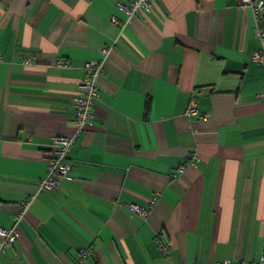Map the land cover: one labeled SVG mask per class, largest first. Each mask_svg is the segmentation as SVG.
Here are the masks:
<instances>
[{
  "label": "crops",
  "instance_id": "crops-1",
  "mask_svg": "<svg viewBox=\"0 0 264 264\" xmlns=\"http://www.w3.org/2000/svg\"><path fill=\"white\" fill-rule=\"evenodd\" d=\"M131 1L0 0V228L32 198L0 264H237L264 252V62L253 58L264 9L152 0L127 19L116 4ZM109 46L72 179L38 191L52 138L73 134L84 63ZM192 103L205 119L182 115ZM152 201L146 217L131 209Z\"/></svg>",
  "mask_w": 264,
  "mask_h": 264
},
{
  "label": "built area",
  "instance_id": "built-area-1",
  "mask_svg": "<svg viewBox=\"0 0 264 264\" xmlns=\"http://www.w3.org/2000/svg\"><path fill=\"white\" fill-rule=\"evenodd\" d=\"M239 4L247 5L251 8L255 18H259L262 10L264 9L263 0H237ZM152 0H132L127 6L120 3L116 4V7L122 11L126 18L137 15L138 13H145L151 8ZM126 19V20H127ZM112 21L116 24L119 23L116 17H112ZM126 22V21H125ZM259 37L264 36V31L257 30ZM112 52L111 46L104 47L100 51L99 59H92L84 63V76L79 83V91L72 97V105L75 112V125L73 134L70 136H57L52 138L51 143V155L47 162L46 175L38 182V191H55L60 187L61 180H71L70 175L71 164L69 162V151L72 144L75 142L79 134L87 126L92 125L93 113L91 111L93 103L100 96L97 86V76L103 70V65L110 53ZM253 58L256 61L264 62V54L255 53ZM1 59V56H0ZM26 62H29L28 60ZM259 101L264 103V88L258 95ZM185 117H194L205 119L206 115L201 114L194 103L185 109L182 114ZM32 198L26 200L21 204L20 212L14 216V224L9 229L0 228V253L3 252L5 245L13 244L16 242L19 231L18 224L23 220L28 208L30 206ZM154 202H151L149 208H143L137 205H132L131 209L135 213L142 217H146L152 209ZM157 244L163 253L167 251V248L157 241ZM81 256L89 255V250H81ZM194 264V263H192ZM214 264H234L231 259H225ZM237 264H264V252L260 255L259 259L254 262L240 261Z\"/></svg>",
  "mask_w": 264,
  "mask_h": 264
},
{
  "label": "trees",
  "instance_id": "trees-1",
  "mask_svg": "<svg viewBox=\"0 0 264 264\" xmlns=\"http://www.w3.org/2000/svg\"><path fill=\"white\" fill-rule=\"evenodd\" d=\"M189 107V106H188Z\"/></svg>",
  "mask_w": 264,
  "mask_h": 264
}]
</instances>
